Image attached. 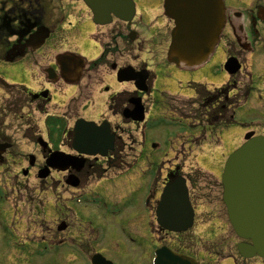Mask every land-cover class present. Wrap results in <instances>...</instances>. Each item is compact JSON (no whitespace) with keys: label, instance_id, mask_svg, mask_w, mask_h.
Segmentation results:
<instances>
[{"label":"flooded vegetation","instance_id":"af4514ba","mask_svg":"<svg viewBox=\"0 0 264 264\" xmlns=\"http://www.w3.org/2000/svg\"><path fill=\"white\" fill-rule=\"evenodd\" d=\"M222 1L225 27L211 59L227 79L221 90L227 92L230 101L223 109L227 107L229 110V120L234 119L235 114L245 111L255 114L259 112V115L264 116V0ZM54 2L57 5L53 6ZM126 3L134 10V14L129 15L130 21H123L115 13H111L110 20L106 23L96 24L92 10L83 0H0L1 62L15 64L32 58L40 69L36 87L14 85L17 90L14 94L8 91L12 85L0 78V92L4 95L0 100V192L18 189L22 194H27L29 201L24 203L30 207L36 203V200H32L33 196L44 195L39 201L40 206L46 205V210L43 214L41 211L37 213L44 221L43 225L48 227L51 245L58 249L72 246L75 239L74 216L70 210L59 215L58 196L82 195L92 183L123 171L119 168V171L113 170L117 167L113 164L121 160V137L117 131L122 122L134 124L124 116L126 110L128 113L134 110L135 103L132 100L136 102L141 99L146 109L149 107L147 100H151L149 110L157 111L162 107L166 111L173 110L168 102L174 100L175 96L157 88L161 80L159 67L164 62L174 66L167 62L173 23L165 15V0H129ZM120 16L129 17L128 12L125 15L121 13ZM83 22L85 31L82 34L78 29ZM70 25L77 31L72 35L73 40H62L71 45V52L81 55L85 61L83 75L77 84L59 78H48L44 71L50 69L58 72L56 62L43 68L35 58V54L44 46L58 39V30ZM46 37L45 44L39 47ZM81 47L82 51L79 50ZM228 61L232 64L226 70L225 64ZM129 78L132 79L129 81ZM69 80L75 82L74 78L69 77ZM61 83L72 92H64L59 86ZM140 83L143 84L142 89L138 88ZM196 86L197 84L191 86L195 92ZM199 92L202 93L196 92L194 99L198 95L202 96ZM218 97L216 95L207 99L204 96L202 101H205V105L203 102L199 103V107L213 109L216 120L222 117L218 114L221 103ZM68 100L64 113H51L52 107L61 108ZM29 107L34 113L44 115L43 121L36 120L28 113ZM79 111L83 115L74 118ZM79 120L92 123L97 128L108 125L116 134L114 149L106 157L86 156L75 151L73 129ZM72 121L74 123L70 127ZM248 132L264 136V123H252ZM40 139L46 147L40 145ZM26 142L31 143L34 152H26ZM54 153L57 157L80 163V170L73 167L65 171L55 167L47 169V161ZM180 156H177L176 162L169 163L172 167H167L159 175L155 190L147 203L152 208L156 223L154 232L158 249L168 248L202 264L200 256L204 250L200 248L202 230L199 228L212 220H217L218 223L220 221L214 215L210 219L197 218V211L204 216L208 212L195 206L196 182L191 173L185 172ZM133 160V163H139V156ZM130 167L129 165L126 170ZM42 173L46 174L45 178L41 177ZM181 176L186 178L190 187L189 194L196 209V217L191 231L172 234L158 227L155 215L164 187ZM75 180L77 186L73 187L70 184L75 183ZM3 237L4 228L0 222V240ZM80 243V249L85 250L86 243ZM196 246L199 247L195 249ZM94 254L98 253H89L92 257ZM255 259L264 264L261 258Z\"/></svg>","mask_w":264,"mask_h":264},{"label":"rangeland","instance_id":"374dc122","mask_svg":"<svg viewBox=\"0 0 264 264\" xmlns=\"http://www.w3.org/2000/svg\"><path fill=\"white\" fill-rule=\"evenodd\" d=\"M55 5L56 2L53 3ZM83 24L84 22L78 29L82 34L85 31ZM75 32L76 29L71 25L58 30V39L35 54L38 64L43 68L48 67L55 62L56 56L70 50L71 45H65L62 39L73 40ZM82 49L83 47L79 48L81 51ZM216 65L210 59L207 64L195 70L169 66L165 62L159 67L161 80L157 88L175 96V102H168L173 107V112L169 113L163 107L158 108L150 113L146 125L122 122L117 131L121 137V160L113 164L117 166L113 170L123 171L92 183L82 195L58 196L59 215L70 210L74 216L75 239L72 246L58 249L51 245L48 227L43 225L44 221L37 213L41 211L43 214L46 210V205L40 206L39 201L44 195L33 196L32 200H36V203L30 207L24 203L29 201L27 194H22L18 189L0 192V222L4 228V237L0 240V264H91L90 252L100 253L114 264H153L158 240L154 232L156 223L153 211L147 202L155 190L159 175L167 167H172L169 163L176 162L181 153L188 155H185L184 160L190 157L186 163L182 162L186 171L198 168L215 177H222L227 159L241 146V139L248 134V127L252 123H264V116L259 115V112H239L234 119L235 124L221 130L217 136L210 128L197 123L196 117L201 118L203 113L193 103H186L196 96L191 86L200 84L217 89L225 85L227 79ZM39 77L40 69L32 58L15 64L0 60V78L11 85L33 88L38 85ZM59 86L66 93L72 92L63 83ZM8 91L17 93L14 86ZM3 97L0 92V100ZM68 102L69 100L62 104L61 108L52 107L51 113H64V106ZM147 103L149 112L151 100H147ZM29 112L36 120L43 121L44 115L34 113L30 107ZM82 115L83 112H76L74 118ZM195 122L197 124L194 125ZM73 123H70V127ZM25 150L27 153L34 152L30 142L25 143ZM137 156L139 163H133ZM129 165L131 167L126 170ZM193 176L196 182L195 206L208 212L206 216L202 215L204 219L213 218L214 215L221 222L212 220L199 228L202 230L200 248L204 250L200 257L204 264H261L257 260L242 263L238 257L235 263L233 258H229L237 256L236 244L239 240L230 226L222 203L220 180L207 174V179L198 180ZM80 242L86 243L85 250L80 249Z\"/></svg>","mask_w":264,"mask_h":264},{"label":"water","instance_id":"95a60500","mask_svg":"<svg viewBox=\"0 0 264 264\" xmlns=\"http://www.w3.org/2000/svg\"><path fill=\"white\" fill-rule=\"evenodd\" d=\"M85 2L92 8L97 23H106L110 20L108 18L110 13H115L125 20L127 18L120 16L121 13L118 11H131L130 5L127 6V0ZM166 10L176 25L172 32L168 60L177 66L183 65L187 68L205 64L215 51L224 27L221 0H166ZM44 41L45 39L41 45ZM57 63L66 81L73 75V69L84 65L79 57L71 54L58 56ZM229 66L228 62L226 68ZM140 103V100L136 101V109L126 117H132L136 122L144 121L145 110ZM74 132V147L80 153L105 155L107 149L113 147L114 137L110 135V130L106 126L98 129L93 124L79 121ZM251 137L252 135H249L247 139ZM48 163L63 171L70 167L76 170L81 168V164L75 160L60 158L56 154ZM221 182L224 186L223 202L227 207L234 232L244 240L251 238L254 242L253 247H241L242 254L246 257L256 254L264 257V137L251 139L228 159ZM187 193L186 182L182 178L167 186L156 215L161 227L171 232H184L192 227L194 211ZM156 257L155 264H196L194 260L185 256L173 255L166 248L158 251ZM92 260L93 264H110L100 256Z\"/></svg>","mask_w":264,"mask_h":264}]
</instances>
